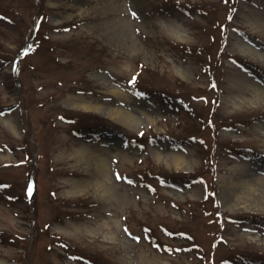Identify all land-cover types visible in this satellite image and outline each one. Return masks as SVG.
Listing matches in <instances>:
<instances>
[{
    "label": "rangeland",
    "instance_id": "obj_1",
    "mask_svg": "<svg viewBox=\"0 0 264 264\" xmlns=\"http://www.w3.org/2000/svg\"><path fill=\"white\" fill-rule=\"evenodd\" d=\"M0 264H264V0H0Z\"/></svg>",
    "mask_w": 264,
    "mask_h": 264
},
{
    "label": "bare ground",
    "instance_id": "obj_2",
    "mask_svg": "<svg viewBox=\"0 0 264 264\" xmlns=\"http://www.w3.org/2000/svg\"><path fill=\"white\" fill-rule=\"evenodd\" d=\"M85 107V106H84ZM115 113L113 114H118V116L121 118L122 121H126V119H130V116L120 110L114 111ZM175 164H179L180 162H184V158L180 154H174L173 155Z\"/></svg>",
    "mask_w": 264,
    "mask_h": 264
},
{
    "label": "snow or ice",
    "instance_id": "obj_3",
    "mask_svg": "<svg viewBox=\"0 0 264 264\" xmlns=\"http://www.w3.org/2000/svg\"><path fill=\"white\" fill-rule=\"evenodd\" d=\"M135 80V76H133V80L129 81V83H132ZM137 239H139V237H137Z\"/></svg>",
    "mask_w": 264,
    "mask_h": 264
}]
</instances>
